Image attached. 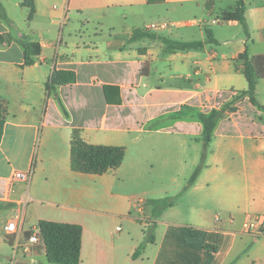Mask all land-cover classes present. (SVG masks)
I'll use <instances>...</instances> for the list:
<instances>
[{"label": "crops", "instance_id": "crops-1", "mask_svg": "<svg viewBox=\"0 0 264 264\" xmlns=\"http://www.w3.org/2000/svg\"><path fill=\"white\" fill-rule=\"evenodd\" d=\"M229 1L0 0V264H51L43 243L15 252L4 227L16 216L23 241L40 221L80 225V264H264V110L241 96L239 62L264 55V0H244L249 40ZM136 31L146 35L133 41ZM30 43L42 51L26 66ZM59 71L76 82L49 90ZM256 98L264 106V79ZM226 106L191 185L204 149L198 115ZM74 130L124 147L121 166L75 171ZM167 196L175 205L154 221L146 202ZM153 221L155 243L133 258Z\"/></svg>", "mask_w": 264, "mask_h": 264}, {"label": "trees", "instance_id": "trees-1", "mask_svg": "<svg viewBox=\"0 0 264 264\" xmlns=\"http://www.w3.org/2000/svg\"><path fill=\"white\" fill-rule=\"evenodd\" d=\"M0 13L3 16V11L0 4ZM234 19L239 21L244 28L247 36V40L250 39V33L248 25L245 19V2L244 0H237V8L233 15ZM142 31H136L133 36V41L145 36ZM209 42L216 43L212 35L209 33ZM166 41V40H165ZM169 50H185L188 48H202L204 43H186L175 44L170 41H166ZM41 46L38 43L28 44L24 52V60L26 66H32L35 64V60L41 55ZM239 62L242 64L243 72L249 83V89L247 92H242L241 96L248 95L251 103L264 110V106L261 105L256 98V86L259 80L264 79V55H258L251 57L248 51H245L239 57ZM76 82V76L73 72L59 71L55 72L50 84L47 88L49 90L55 89L59 85L72 84ZM111 87H105L107 100L112 103L110 99ZM229 109V106L224 107L221 110H214L210 114H199L198 119L203 124L202 141L204 149L201 157V163L195 170L190 184L192 185L199 175L202 168L205 166L208 149L213 140V135L219 121L223 118L225 111ZM8 115L7 106L4 102H0V143L3 138V129ZM71 154H72V167L75 171L86 173L103 175L113 169H117L121 166L125 159L126 150L124 147L114 146H101L91 145L83 140L78 130H74L73 138L71 142ZM146 205L153 208V220L159 219L162 213L175 205V199L167 197L164 199L149 200ZM150 226L146 231V236L139 247L138 251L134 254L133 258L137 259L141 253L145 250L146 246L151 243H155V223ZM39 234L45 247L47 259L51 264H80L81 263V250H82V236L83 229L80 225L56 223L49 221H40L38 225ZM32 233L27 234L29 238Z\"/></svg>", "mask_w": 264, "mask_h": 264}, {"label": "built area", "instance_id": "built-area-1", "mask_svg": "<svg viewBox=\"0 0 264 264\" xmlns=\"http://www.w3.org/2000/svg\"><path fill=\"white\" fill-rule=\"evenodd\" d=\"M189 25L192 24V22L188 23ZM152 28H156V26H152ZM31 176V172L29 173H22V172H17L14 174L13 179L14 180H23V181H29ZM260 221V218H251L247 221L246 223V229L251 232V231H256L258 223ZM20 222H21V217L16 216L12 220H10L7 225L4 227V232L7 236H14V240L11 243L13 246V249L15 252L18 250H21L24 254H30L34 250L37 249V247L42 245V240L39 234V230H34L32 235L27 241H23L22 238H19L20 234Z\"/></svg>", "mask_w": 264, "mask_h": 264}, {"label": "rangeland", "instance_id": "rangeland-1", "mask_svg": "<svg viewBox=\"0 0 264 264\" xmlns=\"http://www.w3.org/2000/svg\"><path fill=\"white\" fill-rule=\"evenodd\" d=\"M231 4H233V1H232V0H230V1L228 2V5H231ZM168 23H170V22H168ZM171 28H172L173 30H177L175 27H171ZM163 34H164V35H167L166 33H163ZM201 157H202V155H201ZM200 163H201V160H200ZM199 165H200V164H199ZM193 173H194V170H192V171L190 172L189 177L192 176ZM158 195H161V194H158ZM158 195H157L156 197H159ZM167 197H171V196H167ZM5 215L8 216V214H5ZM7 216H5L4 219H8ZM2 221H3V220H2ZM2 221H0V227L2 226ZM119 227H121V225H119ZM3 261H4L5 264L8 263V261H7L6 259H4Z\"/></svg>", "mask_w": 264, "mask_h": 264}]
</instances>
